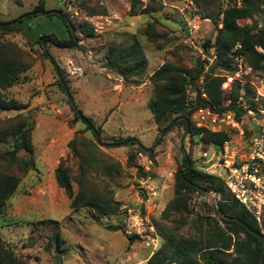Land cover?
Masks as SVG:
<instances>
[{
  "label": "rangeland",
  "instance_id": "374dc122",
  "mask_svg": "<svg viewBox=\"0 0 264 264\" xmlns=\"http://www.w3.org/2000/svg\"><path fill=\"white\" fill-rule=\"evenodd\" d=\"M39 1L0 0V21L32 10ZM233 2L136 0L132 15L130 0H44V7L59 10L81 41L76 49L58 48L49 41L43 42V48L64 70L76 107L101 128L102 143H97V152L119 167V174L112 176L101 169L88 173L89 186L111 197L121 208L116 214L98 219H94L89 207L72 211L70 200L54 179V170L64 159L74 180L78 161L71 155L68 142L74 136L92 139L91 133L84 131V124L75 118L57 84L53 64L42 55L41 46L29 44L20 32H0V41L14 44L28 64L18 80L2 91L7 98L25 104V108L0 111V172L19 178L0 214V238L21 264H145L163 241L155 222L172 225L161 219V213L173 197L174 175L183 166L184 157L195 167L223 179L225 191L230 194L228 183L242 179L260 198V213L255 219L264 235V65L254 70L243 58L233 60V72L216 70L217 75L234 77L230 86L222 90L223 103L229 105L235 85L239 88L236 103L244 109L240 116L233 109L216 113L214 130L207 129L229 135L222 149L190 137L182 126L172 127L156 143L159 129L149 108L153 96L149 76L164 62L189 67L199 57L211 63L213 49L206 53L201 45L206 39L213 40L215 27L203 16L214 15ZM83 22L93 27L91 37L83 35ZM258 22L256 16L240 21L254 29ZM30 25L32 33L42 27L52 31L62 28L60 21L44 23L42 17ZM148 25L154 31L152 39L144 33ZM134 42L140 44L147 61L138 85L124 82L103 66L108 46L126 47ZM245 85L249 93L244 92ZM187 95L194 98L193 87L188 88ZM21 122L31 125L33 147V166L25 173L19 164L6 158L11 149L10 134ZM126 137L136 138L143 149L136 144L105 145ZM129 154L134 157V165L127 162ZM17 156L28 157L23 150ZM253 177L261 188L254 189ZM76 188L73 181L74 191ZM219 198L213 190L194 194L189 203L192 212L185 217L187 224L180 232L193 234L197 214L214 215ZM171 218L178 216L173 214ZM107 225H120L121 229L111 231ZM130 236L134 240L128 244Z\"/></svg>",
  "mask_w": 264,
  "mask_h": 264
},
{
  "label": "trees",
  "instance_id": "16d2710c",
  "mask_svg": "<svg viewBox=\"0 0 264 264\" xmlns=\"http://www.w3.org/2000/svg\"><path fill=\"white\" fill-rule=\"evenodd\" d=\"M130 1V11L133 15L136 0ZM255 16L259 18L255 29L248 24L240 23L242 20H252ZM40 17L43 18L44 23H52L56 19L62 23V28L59 31H52L42 27L32 33L30 24ZM203 18H209L215 27L213 40L206 39L201 45L206 53L210 48L213 49L211 63L199 57L195 58L189 67L166 61L149 76L153 85V96L149 102V108L159 129L156 143L161 141L163 135L172 127L182 126L190 137L198 138L204 144L222 149L225 142L229 140V135L224 131H210L196 127L192 122L191 114L199 107L208 108L214 113L233 109L237 116L244 112V109L236 103L239 88L235 85L232 86L234 94L230 98L229 105L223 103L221 84L225 78L216 73V70L227 72L235 70L231 57L233 50L254 70L264 65V3L262 0H234L233 3L221 7L214 15L207 14ZM81 28L84 36L93 35V27L89 22H83ZM13 31L20 32L29 44L37 43L41 46L42 55L53 64L57 84L65 94L75 118L84 124V131H89L92 136V139L74 136L68 142L71 155L78 161L77 175L74 180L64 159L54 170L55 182L70 200V209L77 211L80 208L89 207L93 211L94 219L116 214L121 210L119 203L91 188L87 178L89 171L95 169L103 170L107 176L119 174V167L109 163L97 152V143H102L101 128L76 107L66 84L64 70L52 58L48 49L43 48V42L49 41L58 48L76 49L79 47L81 38L74 33L59 10L44 7V0H40L30 11L11 20L0 21L1 33ZM144 33L152 39L154 34L152 26L148 25ZM104 59V67L119 75L124 82L135 85L139 84V78L147 65L138 42L126 47L110 45L106 49ZM27 68L28 64L22 59L21 51L11 42L0 41V111H20L25 108V104L13 98H7L2 91L12 86L18 80L19 74ZM190 87H193L195 91L193 99H189L187 95ZM243 90L245 93L250 92V88L246 85ZM30 132V124L26 122L17 124L10 134L11 149L6 152L8 161L19 164L22 173L33 166ZM130 144H136L138 149H143L134 137L113 140L105 145L128 146ZM20 150L25 151L28 157L19 158L17 153ZM133 161V155L129 154L128 164L134 165ZM73 181L77 185L75 191ZM18 183L19 178L16 175L0 172V214L5 210L7 201ZM211 190L220 195L213 208L214 215L197 214L192 224L193 234L183 235L180 230L187 224L185 217L192 212L189 207L192 196L202 195ZM225 190L223 179L195 167L189 158L184 157L183 166L178 168L174 175L173 197L161 213V219L171 221L172 225L155 222L163 241L145 264H264V235L259 223L232 194ZM173 214H177L178 218L172 219ZM106 228L117 231L121 229V226L107 225ZM128 240L130 244L134 238L130 236ZM56 248L58 249V243ZM0 264H21L15 252L6 246L1 238Z\"/></svg>",
  "mask_w": 264,
  "mask_h": 264
},
{
  "label": "built area",
  "instance_id": "2783aa9c",
  "mask_svg": "<svg viewBox=\"0 0 264 264\" xmlns=\"http://www.w3.org/2000/svg\"><path fill=\"white\" fill-rule=\"evenodd\" d=\"M232 54L233 55L231 57L235 62H238L239 60L241 61L243 59V57L237 54L235 50H233ZM225 77L226 80H224L221 84L222 90H226L234 78L231 76ZM216 117V113L212 112L208 108L202 107L196 108L191 114L192 122L196 127L212 130H214L213 126ZM202 155L205 156L206 152H203ZM252 181L254 183V189L257 190L258 188L262 187L259 183V180H255V177L252 178ZM228 185L234 198L237 199L249 213H251L255 218H258L260 213V198H257L255 193L243 184L242 179L235 178V180L231 183H228Z\"/></svg>",
  "mask_w": 264,
  "mask_h": 264
},
{
  "label": "water",
  "instance_id": "95a60500",
  "mask_svg": "<svg viewBox=\"0 0 264 264\" xmlns=\"http://www.w3.org/2000/svg\"><path fill=\"white\" fill-rule=\"evenodd\" d=\"M43 46L45 47V43H43Z\"/></svg>",
  "mask_w": 264,
  "mask_h": 264
}]
</instances>
